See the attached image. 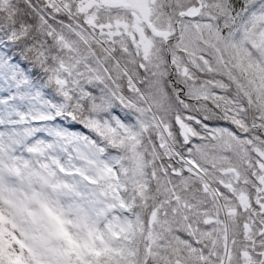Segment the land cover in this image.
<instances>
[{"label": "snow or ice", "instance_id": "obj_1", "mask_svg": "<svg viewBox=\"0 0 264 264\" xmlns=\"http://www.w3.org/2000/svg\"><path fill=\"white\" fill-rule=\"evenodd\" d=\"M0 264H264V0H0Z\"/></svg>", "mask_w": 264, "mask_h": 264}, {"label": "trees", "instance_id": "obj_2", "mask_svg": "<svg viewBox=\"0 0 264 264\" xmlns=\"http://www.w3.org/2000/svg\"><path fill=\"white\" fill-rule=\"evenodd\" d=\"M11 2L15 3V2H17V0H11Z\"/></svg>", "mask_w": 264, "mask_h": 264}]
</instances>
